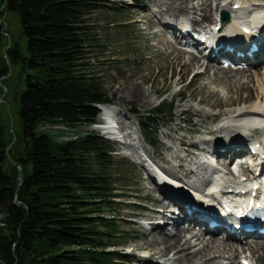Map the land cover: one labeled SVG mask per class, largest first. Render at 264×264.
Returning a JSON list of instances; mask_svg holds the SVG:
<instances>
[{
    "label": "trees",
    "instance_id": "1",
    "mask_svg": "<svg viewBox=\"0 0 264 264\" xmlns=\"http://www.w3.org/2000/svg\"><path fill=\"white\" fill-rule=\"evenodd\" d=\"M129 0H0V15L16 14L24 49L11 40L2 55L0 95L8 67L25 76L15 100L20 131H10L0 112V264H121L114 215L104 209L120 200L109 174L108 143L90 131L73 141L56 142L39 133L41 123L91 125L98 105L110 104L99 79L85 73L90 16L97 2L113 13ZM131 1V0H130ZM24 50L26 53H24ZM161 103V102H160ZM161 104L160 114L171 115ZM148 145L156 138L143 129ZM11 146L9 147V145Z\"/></svg>",
    "mask_w": 264,
    "mask_h": 264
},
{
    "label": "bare ground",
    "instance_id": "2",
    "mask_svg": "<svg viewBox=\"0 0 264 264\" xmlns=\"http://www.w3.org/2000/svg\"><path fill=\"white\" fill-rule=\"evenodd\" d=\"M146 1L151 3L150 0ZM213 1L216 4L210 2V0H199L197 2L193 0H167L166 2L151 4L152 7L155 6L154 11L150 8L137 6L143 11L144 8L148 9V13L152 10L153 16L157 19V25L163 30V34L158 30L161 36L158 34L154 36L156 30L153 32L154 37L159 38L160 41L165 43V53H161L159 57L168 59V61L171 60L174 64L176 63V66L179 68L178 73L180 77L185 76L190 70L193 78L188 83L189 85L196 84L202 76L206 78L200 89L196 91L197 93H191L189 99L185 101L182 107L177 108L176 122L171 123L168 128L166 127L167 129L160 132L164 139L174 140L173 144H161L167 154L165 163L170 164V168L167 164L163 165L161 170L164 174H167L169 182L181 183L177 178L181 177L185 180L184 183L186 184H181L174 191L168 188L166 180L156 179L155 173L150 168L152 162L156 167H159V164L155 161L157 157L152 156L154 152L150 148L155 147L147 144L140 125L137 128V135L132 128L134 125L133 121L127 119L128 123L125 124L123 122L124 114L119 106L114 105L115 103L112 104L111 102L110 104L100 106L96 125L93 127L94 130L101 132L109 140L113 141L118 151L124 149L129 151L128 154L134 161L146 162L147 159L152 160L151 163H145L147 170L145 169L144 172L146 175L145 180L147 185H149V192L157 194L153 198L154 204H152L157 209L152 210V207L149 208L150 206L145 208L149 214L141 216V218L151 220L152 223L150 227H145L142 224L139 226H141L143 239L147 237L144 244L149 245V248H155L156 255L143 249L144 244L134 247L135 249L140 248L143 250L141 255L138 256L142 264H234L235 258L239 255L240 259L237 258L239 259L237 264H243V262L264 264L263 241L253 240L249 243L246 240L243 242L233 238L220 237L222 235L221 230L217 228L209 231L208 235L204 234L202 230L197 229L198 226H201V222L197 220L195 214L198 216L206 214L215 217L212 219L217 221L220 219L217 214L206 211L205 208L201 207V203L215 200L216 194L214 190H211L208 195H204L203 201H195L196 204L194 203V206L199 208V212H191L190 216H187L183 212L175 215V209L171 206L172 200L176 202L177 199H181L182 195L180 193L184 194L181 190H191L193 178L203 173L202 170L207 167L204 164V156L206 154H210L215 158V166L212 167L214 173L211 180H217L216 187L219 189L230 188L231 184H235V182L240 181L241 177L247 176L251 168L241 163L240 160L248 154L251 155L250 150H257L255 148L257 144L259 150L255 152V156L260 157L264 155V69L261 71V68H264V61L257 60L258 55H254L253 59L250 60L237 59L233 54L226 53L222 49L228 45L241 51L240 48L244 46V40L250 38V36L243 35L240 28L233 25V23L238 24L244 20L249 23L254 22L255 27L263 25L264 14L258 13V15L253 16L250 20L244 17V14L251 13V11L257 9L264 11V0ZM234 5L239 8L232 10ZM220 11L233 12L238 16L235 14V22L229 21L220 25L217 19L218 12ZM194 19H200L201 23L196 25L198 27L193 25L192 21ZM218 25H220V31L215 35H209L205 39V41L212 44V49H216L215 55L211 59H205L203 56L197 57L189 53L188 56L184 51L174 47L166 39V36H169L177 45H181L182 40H184L186 44L189 42L190 48H199L196 46L198 40H195L192 34L197 33L199 28L215 27ZM258 43L263 49L261 41L258 40ZM182 46L188 47L185 44ZM180 56L186 57V61L180 62ZM224 58H227L230 63L239 62L238 65H246L247 68L232 69L230 66L223 68L218 65V62ZM253 83L256 85L254 91L259 88L255 95H252V90L254 89ZM212 87L216 89H211ZM207 88L210 90L207 91L208 96L206 98H196L198 92H202ZM126 91L125 95L128 102L143 101L146 103V109L150 108L152 104L149 100L150 96L144 94L141 86L131 84ZM243 93H245V97H242ZM155 94L156 92H153L152 97ZM211 100H214V102H210ZM123 102L124 100L122 104ZM200 105L204 107H198ZM224 108L228 109L223 110ZM214 109L219 110L217 113H211ZM182 111H190L196 117L195 124L203 129L201 135L206 138L193 137L194 139L184 140V137L181 136L183 134V125L181 126L178 118ZM131 113L135 114L134 112ZM210 119L212 121L214 119L219 120L217 124L205 122ZM46 124H39L37 130L39 129L42 130L39 132H43V126H47ZM49 124L55 125L54 123ZM61 125L64 126V124ZM178 133H180L179 136L176 135ZM196 133L198 132L196 131ZM196 133L194 134L195 136H197ZM207 136H210V138ZM141 141L149 148V151H143L147 158H142L140 154L139 149L143 148ZM190 141L193 142L190 144ZM250 141L253 142L252 147L248 145ZM189 146L191 147L190 150L187 149ZM179 160H182L185 164L179 162ZM235 161H239L237 167L243 173L240 178L235 176L234 168H231V165ZM259 163L264 168V159H261ZM205 175H207V172L203 173V176ZM189 193L194 197H198L199 191L192 190ZM184 205L190 209L192 204L185 203ZM167 213L170 214L169 221L164 220ZM3 217L0 216V226L3 225L1 222ZM161 222L164 223L161 224ZM170 223L172 224V230L166 232L165 224ZM129 250L132 251L134 249ZM155 256H157V259ZM158 259L162 260L158 261Z\"/></svg>",
    "mask_w": 264,
    "mask_h": 264
},
{
    "label": "rangeland",
    "instance_id": "3",
    "mask_svg": "<svg viewBox=\"0 0 264 264\" xmlns=\"http://www.w3.org/2000/svg\"><path fill=\"white\" fill-rule=\"evenodd\" d=\"M166 1L167 0H150L151 3H149L146 0H129L126 5H122L121 11L115 13H113L111 8L101 6L104 2H97L96 12L90 16V21L88 22L90 25L89 45L92 47L87 48L86 61L89 63V66L85 72L99 79L104 93L111 99L112 104L115 103L114 105L121 108L124 114L123 122L125 124L128 123L127 119H130L134 122L132 127L134 131H137L138 125H140L141 130L147 128L150 133L154 135L156 138V149L153 147L150 148L151 151L154 152L152 156L155 158L157 157L155 159L157 163H161L162 161L166 162L165 158L167 154L161 144L174 143L173 139H164L160 132L167 129L171 123L176 122L177 108L182 107L185 101L189 99L191 93H197L196 91L200 89L201 85L204 83V79H206L202 76L196 84L189 85L188 83L193 78V74L190 70L185 76L180 77L178 73L179 68L176 66V63L174 64L171 60L168 61V59L159 57L161 53H165V43L160 41L159 38L154 37L155 34L161 36L158 30H160L162 34L163 30L156 24L157 19L152 14V10H155V6L152 7L151 4L154 5L156 2ZM193 1L197 2L199 0ZM210 2L216 4L213 0H210ZM137 6L150 8L152 10L148 13V9L144 8L143 11ZM146 15L149 16L147 17ZM3 16L4 19L0 18V20L3 23L6 33H4L2 55L5 59V65L9 66L3 52L8 47L9 43H11V40H13L14 43L20 44L23 49L25 41L23 38L19 37V26L16 14L11 12ZM192 23L195 27H198L196 25L201 22L200 19H194ZM166 39L171 42L174 47L177 46L172 42L170 37L166 36ZM24 53H26L25 50ZM180 58V62L183 63L184 60L186 61V57L183 58L180 56ZM262 69L264 68H261V71ZM35 74L36 69L27 68L22 72L19 65H12L8 67V74L2 78L0 112L2 114L3 123L10 131L16 133L20 131L18 117L19 106L15 100L19 85H24L25 76ZM131 84L141 86L144 94L150 96L149 100L152 104L149 109H146V103L143 101H127L125 95L127 93L126 89L130 87ZM253 87L252 95H255L259 88L254 91L256 88L255 83H253ZM211 89L216 88L212 87ZM208 90L210 89L207 88L202 92H198L199 95L197 94L196 98H206L208 96ZM176 91H179V93L171 97L172 93ZM153 92H156V94L152 97ZM242 97H245V93L242 94ZM123 100L124 102L122 104ZM210 102H214V100ZM161 104L171 105L173 108L172 114H160L159 108ZM198 107L204 106L200 105ZM226 109L228 108H224L223 110ZM218 110L219 109H214L211 113H217ZM131 112L135 114L133 115ZM178 118L181 126L183 125V134L181 136L184 137L185 141L193 137L206 138L201 135L203 129L195 124L197 119L190 111H182ZM218 120L219 119H214L212 121L210 119L205 122L217 124ZM54 124L55 125H50L47 123V126H43V132L49 134L52 138H57L56 140H74L76 136H82L92 131L108 143L112 157V168L109 174L112 176L115 186L119 189V195H122L118 202L110 204L109 209H104L105 217L114 215V223L118 231L116 237L112 238L111 243L116 244L120 249L121 259L124 261L121 262V264H142L138 259V256L141 255L139 250L142 249H135L134 247L142 246L145 243V238H147L145 237L143 239L141 226H139L143 221L141 216L149 214L143 208L150 206L152 210L157 209L152 205L154 204L153 198H155L157 194L155 192H149V185H147L145 180V172L141 166L135 164V161L128 154L129 151L126 149L118 151L113 141L107 139L106 135L93 129L96 125V120L94 125L85 124L74 128L76 131L67 128L66 125ZM38 131L42 130L38 129ZM196 131L198 133H196ZM195 133L197 136L194 135ZM176 135L179 136L180 133ZM192 142L193 141H190L189 143L191 144ZM142 146L143 151H149V148L143 142ZM187 149L190 150L191 147L189 146ZM142 152L140 149L141 155L144 154ZM179 162L184 163L182 160H179ZM159 205L158 207H160ZM0 216L3 217L5 215L3 212H0ZM165 225L166 232H170V226L168 224ZM144 226L147 227L146 224ZM247 240L249 243L253 241L252 239ZM148 246L149 245L144 244L142 248L156 255V249L149 248ZM129 249L134 250H132L133 252H129ZM156 257L157 256H155V258ZM239 257L240 255L235 258L234 264L238 263ZM161 260L162 259H158V261Z\"/></svg>",
    "mask_w": 264,
    "mask_h": 264
},
{
    "label": "water",
    "instance_id": "4",
    "mask_svg": "<svg viewBox=\"0 0 264 264\" xmlns=\"http://www.w3.org/2000/svg\"><path fill=\"white\" fill-rule=\"evenodd\" d=\"M225 14L223 13V16H224ZM11 146V144L9 145V147Z\"/></svg>",
    "mask_w": 264,
    "mask_h": 264
},
{
    "label": "built area",
    "instance_id": "5",
    "mask_svg": "<svg viewBox=\"0 0 264 264\" xmlns=\"http://www.w3.org/2000/svg\"><path fill=\"white\" fill-rule=\"evenodd\" d=\"M1 22H2V21L0 20V24H1Z\"/></svg>",
    "mask_w": 264,
    "mask_h": 264
}]
</instances>
